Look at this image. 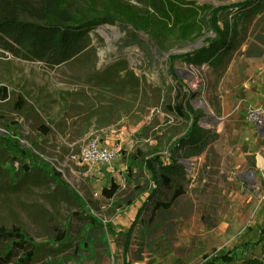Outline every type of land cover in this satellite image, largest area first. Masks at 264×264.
<instances>
[{
    "label": "rangeland",
    "instance_id": "obj_1",
    "mask_svg": "<svg viewBox=\"0 0 264 264\" xmlns=\"http://www.w3.org/2000/svg\"><path fill=\"white\" fill-rule=\"evenodd\" d=\"M195 1L218 6L245 0ZM257 1L256 11L238 25L240 45L223 73L169 60L203 41L157 48L147 34L120 23L92 29L82 53L52 68L0 49V87L8 93L0 97V139L16 140L29 156L11 162L0 143V264H123L119 234L154 188L146 161L186 127L164 111L174 84L170 66L190 92V105L203 112L200 126L216 136L189 159L185 193L153 218L152 203L140 213L127 259L208 264L240 244L249 246L229 264L264 259V136L247 119L249 109H264V0ZM102 75L127 114L99 127L89 106ZM96 135L101 145L117 147L116 158L80 164L83 142ZM23 163L34 166L24 174ZM169 195L164 190L155 197ZM87 215L101 227H90ZM85 231L99 236L97 245L83 247Z\"/></svg>",
    "mask_w": 264,
    "mask_h": 264
},
{
    "label": "trees",
    "instance_id": "obj_2",
    "mask_svg": "<svg viewBox=\"0 0 264 264\" xmlns=\"http://www.w3.org/2000/svg\"><path fill=\"white\" fill-rule=\"evenodd\" d=\"M258 2L245 0L215 6L200 4L195 0H0V49L14 57L41 62L52 68L82 53L91 43L89 34L92 29L103 24L120 23L147 34L157 48L168 50L175 45L202 40L201 47L181 54H170L169 60L206 65L217 73H223L240 45L238 25L256 11ZM169 74L174 84L169 90L170 100L165 104L164 111L178 120H185L186 127L184 133L174 141L173 137H168L163 143L160 142L157 150L146 161L154 188L128 231L119 234L123 238V264H130L127 259L128 248L140 213L148 203H152L153 218L157 210L170 208L185 193L187 162L200 155L216 136L213 131L200 126L203 112L196 111L190 105V92L171 66ZM7 94L6 88L0 87V97L5 99ZM94 99L95 103L89 109L93 110L92 118H95L99 127L117 122L127 114L126 104L110 89L103 75L98 77V90ZM216 113L220 115V107ZM41 128L45 133L49 130L45 125ZM15 141L8 137L0 139L11 162L21 160L23 155L29 157ZM32 166L23 163L24 174ZM37 171L48 178L46 171ZM164 190L170 192L167 199H156V194ZM84 218L90 227H101L94 217L87 215ZM85 232L86 235L81 239L83 247L97 245L99 236L95 235L94 238L92 231ZM260 242H263L261 235L257 243ZM248 246L237 245L213 257L208 264L234 263L239 253L246 251ZM242 258L241 264H264V259L257 257Z\"/></svg>",
    "mask_w": 264,
    "mask_h": 264
},
{
    "label": "built area",
    "instance_id": "obj_3",
    "mask_svg": "<svg viewBox=\"0 0 264 264\" xmlns=\"http://www.w3.org/2000/svg\"><path fill=\"white\" fill-rule=\"evenodd\" d=\"M247 119L254 123L264 136V109L252 108L247 111ZM80 154L77 161L83 165H95L99 163L110 164L118 153L115 145H101L100 137L96 135L94 138L85 140L81 146Z\"/></svg>",
    "mask_w": 264,
    "mask_h": 264
},
{
    "label": "water",
    "instance_id": "obj_4",
    "mask_svg": "<svg viewBox=\"0 0 264 264\" xmlns=\"http://www.w3.org/2000/svg\"><path fill=\"white\" fill-rule=\"evenodd\" d=\"M201 41H202V40H199V41H198V44H200V43H201ZM188 47H189V46H188ZM187 164H191V162H189V163L187 162Z\"/></svg>",
    "mask_w": 264,
    "mask_h": 264
}]
</instances>
